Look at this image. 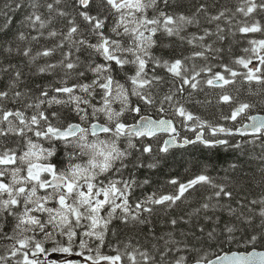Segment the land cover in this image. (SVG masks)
I'll list each match as a JSON object with an SVG mask.
<instances>
[{
  "label": "snow or ice",
  "instance_id": "1",
  "mask_svg": "<svg viewBox=\"0 0 264 264\" xmlns=\"http://www.w3.org/2000/svg\"><path fill=\"white\" fill-rule=\"evenodd\" d=\"M261 113L264 0H0V264H264Z\"/></svg>",
  "mask_w": 264,
  "mask_h": 264
},
{
  "label": "trees",
  "instance_id": "2",
  "mask_svg": "<svg viewBox=\"0 0 264 264\" xmlns=\"http://www.w3.org/2000/svg\"><path fill=\"white\" fill-rule=\"evenodd\" d=\"M195 159H199L198 155H185L183 152H177L175 156L171 157L167 165H162L163 172L158 173L154 180L158 185L163 186L165 180L169 177V175H179L181 177H185L187 174L185 173V168H191L192 161ZM223 163V159L219 161ZM264 250V249H260Z\"/></svg>",
  "mask_w": 264,
  "mask_h": 264
}]
</instances>
